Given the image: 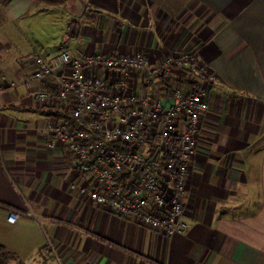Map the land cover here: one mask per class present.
Instances as JSON below:
<instances>
[{"label":"crops","instance_id":"1","mask_svg":"<svg viewBox=\"0 0 264 264\" xmlns=\"http://www.w3.org/2000/svg\"><path fill=\"white\" fill-rule=\"evenodd\" d=\"M81 1L80 15V0L0 3V245L8 263L264 264V0ZM191 41L218 81L189 165L185 227L165 234L90 200L73 154L62 142L48 146L42 128L51 109L34 90L7 85L33 69L35 52H140L158 65ZM152 81L163 92L188 77L175 67ZM7 207L31 214L10 223Z\"/></svg>","mask_w":264,"mask_h":264},{"label":"built area","instance_id":"2","mask_svg":"<svg viewBox=\"0 0 264 264\" xmlns=\"http://www.w3.org/2000/svg\"><path fill=\"white\" fill-rule=\"evenodd\" d=\"M31 62L33 69L7 86L24 85L42 106L73 118L71 124L50 115L42 131L49 134V147L62 142L77 160L89 181L80 190L143 227L165 234L182 231L189 165L201 117L210 110L208 88L218 81L200 62L199 45L191 41L158 65L140 52L70 54L64 49L47 56L35 52ZM175 67L187 73L188 81L162 92L152 79L167 78ZM36 81L55 89L35 88ZM6 209L10 223L31 214ZM44 247L57 258L48 236Z\"/></svg>","mask_w":264,"mask_h":264},{"label":"trees","instance_id":"3","mask_svg":"<svg viewBox=\"0 0 264 264\" xmlns=\"http://www.w3.org/2000/svg\"><path fill=\"white\" fill-rule=\"evenodd\" d=\"M11 0H0V3L3 5H6L10 2ZM44 5H48V6H60L63 5L64 3H66L67 0H36ZM47 109H51V115H57L60 116L62 118H65L69 123L74 124V120L73 118L66 112H61L58 111L55 108H50V107H46ZM8 255L7 253L4 251L3 247L0 245V264H9L8 263Z\"/></svg>","mask_w":264,"mask_h":264},{"label":"water","instance_id":"4","mask_svg":"<svg viewBox=\"0 0 264 264\" xmlns=\"http://www.w3.org/2000/svg\"><path fill=\"white\" fill-rule=\"evenodd\" d=\"M67 2V1H66ZM65 4V3H64ZM78 4V8L76 13H74L75 15H80L82 13V11L84 10V4L82 3V1L80 0Z\"/></svg>","mask_w":264,"mask_h":264},{"label":"rangeland","instance_id":"5","mask_svg":"<svg viewBox=\"0 0 264 264\" xmlns=\"http://www.w3.org/2000/svg\"><path fill=\"white\" fill-rule=\"evenodd\" d=\"M190 32H192L191 27H190ZM193 42H196V41H193ZM197 45H198V43H197Z\"/></svg>","mask_w":264,"mask_h":264}]
</instances>
